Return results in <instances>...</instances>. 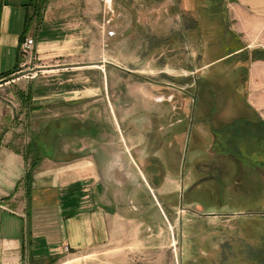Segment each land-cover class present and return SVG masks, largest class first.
<instances>
[{"label":"crops","instance_id":"crops-1","mask_svg":"<svg viewBox=\"0 0 264 264\" xmlns=\"http://www.w3.org/2000/svg\"><path fill=\"white\" fill-rule=\"evenodd\" d=\"M33 1L0 0V78L13 73L21 60L28 59L20 51L25 38L34 40V59L39 61L45 55L64 54L66 48L79 49L86 36L87 22L95 15L92 13L101 18L99 0H47L37 26L32 20ZM170 11L177 17L179 10L175 6ZM195 11L208 12L213 20V26L205 34L193 27L191 21L188 25L182 22L180 29L183 30L176 29L169 18L164 26L162 23L156 27L157 31L142 25L143 37L159 46L176 43L175 37L181 32L182 37L187 32L191 38L196 36V40L192 38L195 43L199 36L205 35L200 40L206 49L203 54L207 55L208 46L216 41L218 53L223 56L198 66L197 55L190 53V62L196 65L192 67L190 63L189 69L183 68L174 55H166L164 64L154 67V59L148 55L138 72L142 76L157 74L163 78L161 81L143 79L140 89H128L134 98L130 105H123L115 98L117 84L111 79V72L106 74L107 64L113 60L111 55H97L92 67L85 62L77 67L79 70L93 68L88 70H93L95 76L93 99L86 97L85 91L89 88L83 84V90L77 92L78 99L64 101L68 109L78 107L77 117L71 115L72 111L55 115L54 105L43 99L45 92L40 95L42 101L38 100L36 82L30 83L29 100L32 98L34 102L30 114L42 126L38 137L45 158L32 172L28 183L27 154L14 147L13 138L11 141L2 137L4 127L0 124V205L4 207L0 211V264H89L88 258L95 251L117 239L119 224L126 226L138 219L149 223L151 219L143 209L140 217L119 212L116 189L135 188L142 181L146 187L151 181H159L161 185L157 188L161 189L179 187L184 195L197 188L203 178L194 176L186 180L181 167L185 159L184 143L193 129L200 132L201 152L206 157L205 162L197 163L198 172L207 175L211 183L215 182L212 190L217 197L215 203H222L224 198L225 203H236V199L246 194V188L252 187L254 194L256 188L260 192L261 161L243 152L238 139L253 128L264 127V0H215ZM28 27L30 30L25 34ZM225 45L231 46L227 53ZM227 57L228 60L242 57L246 62L244 99L238 107L233 106L234 100L226 99L223 110L212 104L199 121L198 75L192 74ZM238 65L231 70L235 72ZM177 71L189 75L182 78ZM139 90L140 96L135 95ZM233 94L229 93V97ZM225 117H228L226 121ZM213 121L222 123L213 127ZM60 138L69 142L68 153L57 152L56 142ZM166 147L168 155L162 153ZM193 163L192 167L196 162L190 165ZM167 165L174 167L160 178L159 172L166 171ZM249 170L252 174L246 175ZM245 178L251 182L248 187L244 184ZM123 196L126 199L127 191ZM139 198L143 200V207L149 195ZM195 200L190 199L189 204L200 203ZM154 205L158 207V201ZM156 234L160 235V228Z\"/></svg>","mask_w":264,"mask_h":264},{"label":"rangeland","instance_id":"rangeland-1","mask_svg":"<svg viewBox=\"0 0 264 264\" xmlns=\"http://www.w3.org/2000/svg\"><path fill=\"white\" fill-rule=\"evenodd\" d=\"M211 1L215 0H99L101 18H98L97 13H92L95 15H92L87 22L84 44L81 43L79 49L66 48L64 54L45 55L46 57L39 61L34 59L36 56L33 51L30 59L20 61L15 73L0 78V124L2 129L4 127L2 137L6 136L9 140L13 138L16 141L14 147L20 148L27 154L25 158L28 168L31 169L33 161L37 159L32 144L40 135L42 126L39 122H34L33 114H30L34 105L32 98L31 100L28 98L31 95L30 83L36 82L34 86L39 91L38 100H41V93L45 92L43 99L49 101L50 106L54 105L55 115H65L72 111L71 115L77 117L78 107L75 105L68 109L64 101L78 99L77 92L81 91L83 84L89 88L85 91L86 97L94 98L92 83L95 76L93 70H88L93 68L79 70L77 67L81 62L92 67L97 55L112 56L113 60L112 63L107 64L106 74L107 76L110 72L113 74L111 79L117 84L114 95L123 105H130L134 99L128 89L132 87L140 89L143 79L161 81L163 78L162 75L157 74L142 76L138 72L142 70L143 60H148V55H151V60L154 59V67L163 65L164 60H167L166 55H174L172 57L182 62L183 68L187 66L189 69L190 63L192 67L196 64L199 66L223 56L218 53L216 41L214 45L211 43L208 46L207 55L203 54L206 49L200 40L205 35L199 36L198 43H195L196 36L193 35L192 38L195 39L193 41L191 35L188 36V32L183 37L181 32L175 37L176 43H162L157 46L152 39L143 37L141 28L142 25L149 29L151 26V30L155 28L157 31L156 27H160L162 23L164 26L166 21L171 19L174 22L171 26L176 29L183 30L180 29L182 22L186 21L188 25L191 21L193 27L196 26L199 32L205 34V30L210 25L213 26V20L208 12L195 10L199 7L204 8L211 4ZM174 6L179 10L177 17L170 11ZM217 21L219 20L216 19L218 26ZM183 23L186 25L185 22ZM30 35L35 37L32 32ZM230 49L231 46L225 45V53ZM262 51L264 52V48ZM190 53L197 55L195 65L190 62ZM236 63L239 65L234 72L231 67L233 68ZM133 71L135 74L132 73ZM177 74L182 78L189 75L183 71H177ZM192 75L194 77L198 75L196 107L199 121L206 114L207 107L209 106L210 109L212 104L216 105L217 109L223 110L226 99L234 100L235 107H238L244 99L247 66L242 57L232 60H228L227 57L204 71L197 74L193 72ZM232 92L234 94L230 98L229 93ZM135 95L140 96V90ZM227 118L225 117V121ZM221 123L222 121H213L212 126L217 127ZM196 130L193 129L187 134L184 143L185 159L181 167L184 171L183 178L186 180L189 177L193 179L194 176L203 178L198 187L187 191V198L184 192H179V187L157 188L159 184L161 185L159 181L154 183L151 181L148 187L142 181L135 188H117L119 212H128L130 215L140 217L145 210L151 220L149 223H144L142 219H138L126 226L119 224L117 239L95 251L88 258L89 264H189L190 262L264 264V251L263 259H260L261 253L253 250V248L264 249V166L260 169L262 179L260 192L256 188L254 194L252 187L246 188V194L236 199V203H225V198L222 203H215L217 197L213 196L214 192L212 193V190H215V182L211 180L213 181L211 183L207 175L198 172L197 163L205 162L206 157L201 152L200 132ZM68 144L66 139H58L57 152L68 153ZM175 150H180L178 145ZM162 153L168 155L167 147L162 149ZM192 161L196 162L194 167H192L194 163L190 165ZM170 167L167 165L166 171L159 172L160 178L170 172ZM245 173L249 175L252 171ZM118 182L123 183L120 180ZM259 183L258 181L256 186H259ZM244 184L248 187L251 182L245 178ZM125 191H127L126 199L123 196ZM147 195L149 198L141 207L143 200L140 201L139 197ZM190 199H196L195 201L200 203L189 204ZM157 201L158 207L154 205ZM152 217L155 219L152 220ZM158 228H160L159 236L156 234ZM124 232L128 235H123Z\"/></svg>","mask_w":264,"mask_h":264},{"label":"trees","instance_id":"trees-1","mask_svg":"<svg viewBox=\"0 0 264 264\" xmlns=\"http://www.w3.org/2000/svg\"><path fill=\"white\" fill-rule=\"evenodd\" d=\"M47 4V0H34L33 1V7H34V14L33 19L34 23L37 24V26L40 24L42 20L43 11L45 9V6ZM30 30V27H28L25 31V34ZM24 37V35H23ZM17 69L13 72L15 73ZM9 73L4 75L3 77L11 76ZM29 98V97H28ZM56 126V125H55ZM219 135H222L221 133ZM35 143L32 144V148L35 147L36 161H33V165L31 166V169H29L27 175H26V181L29 183L32 172L35 170V167L37 164L41 162L43 158H45V155L42 154L41 151V139L37 136L34 140ZM238 142L241 144V146L244 148V151L246 154H248L251 158H255L257 162L261 161L262 166H264V127L261 126L260 129H251L248 131V133H245L243 136H241L240 139H238ZM254 156V157H253ZM261 166V168H262ZM256 168H259L258 165L254 166ZM263 250H259V253H261L260 259H263ZM193 264V263H189Z\"/></svg>","mask_w":264,"mask_h":264},{"label":"built area","instance_id":"built-area-1","mask_svg":"<svg viewBox=\"0 0 264 264\" xmlns=\"http://www.w3.org/2000/svg\"><path fill=\"white\" fill-rule=\"evenodd\" d=\"M20 51L23 58L30 59L34 51V40L32 38H25L21 41ZM4 210V207L0 205V211ZM65 250L68 251V248L65 247Z\"/></svg>","mask_w":264,"mask_h":264}]
</instances>
